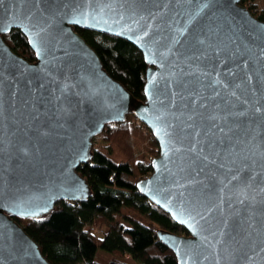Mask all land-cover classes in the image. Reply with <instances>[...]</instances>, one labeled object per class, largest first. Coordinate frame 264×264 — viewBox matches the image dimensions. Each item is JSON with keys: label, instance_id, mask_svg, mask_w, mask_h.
I'll use <instances>...</instances> for the list:
<instances>
[{"label": "water", "instance_id": "water-1", "mask_svg": "<svg viewBox=\"0 0 264 264\" xmlns=\"http://www.w3.org/2000/svg\"><path fill=\"white\" fill-rule=\"evenodd\" d=\"M241 1L3 0L0 264H51L14 218L47 216L61 199L87 200L91 186L78 167L91 162L93 138L132 112L160 147L137 188L189 232L157 231L178 264H264V22ZM75 26L143 52L145 100L107 73ZM14 28L27 37L33 63L5 42ZM192 30L221 54L192 48ZM34 74L39 80L29 83ZM213 111L245 115L214 123L206 119ZM225 124L227 135L216 126Z\"/></svg>", "mask_w": 264, "mask_h": 264}, {"label": "trees", "instance_id": "trees-1", "mask_svg": "<svg viewBox=\"0 0 264 264\" xmlns=\"http://www.w3.org/2000/svg\"><path fill=\"white\" fill-rule=\"evenodd\" d=\"M250 1L255 5L249 10L264 22V8L258 0ZM74 29L98 53L107 73L138 100H145L148 64L143 52L121 37L77 26ZM4 40L19 56L32 63L36 60L21 30L12 29L4 34ZM137 121L132 112L126 121L107 124L93 138L91 162L77 169L91 186L87 200L61 199L47 216L14 218L51 264H178L177 256L157 231L189 232L137 188V183L152 173L151 162L160 153L151 129ZM94 227H107V232L98 236Z\"/></svg>", "mask_w": 264, "mask_h": 264}, {"label": "snow or ice", "instance_id": "snow-or-ice-1", "mask_svg": "<svg viewBox=\"0 0 264 264\" xmlns=\"http://www.w3.org/2000/svg\"><path fill=\"white\" fill-rule=\"evenodd\" d=\"M3 3V0H0V4ZM208 5H204V7H207ZM81 16H84L85 18H87L88 13H80ZM71 23L73 24H81V19H78V18H74L70 21ZM185 31H187L186 29H182L180 31V35H184ZM145 35H147V32H145ZM188 37H189V41L191 42V47L192 48H197V46H206L207 48L209 49H212L213 53L216 55V56H219L221 54V52L223 51L222 49H220L219 47L217 46H214L213 44L211 43H208L206 38L202 37L201 34L197 33L195 30H192L190 32H188ZM177 43H179L180 41L177 40L176 41ZM207 51H204L201 53L200 56H194L192 58L196 59V60H199L201 59L202 57L204 56H207ZM37 55H40V53H37ZM224 63H226V61H224ZM205 75H207V73H204ZM229 75H235V73L229 71L228 73ZM39 75L38 74H34L32 80L29 81V83H32L34 82L35 80H39ZM250 79V77H249ZM215 84H220L224 89H227L229 87V85L227 83H224L223 81L217 79L215 81ZM44 87V84L43 83H40L38 88L34 89L33 92H39V89L43 88ZM236 87H240V85H237ZM231 95L232 96H235L236 93L233 91L231 92ZM215 96H220V92L219 91H214V97ZM213 97V98H214ZM41 97L39 96H36L35 99L36 100H39ZM33 106H35V104H33ZM201 107L202 108H205L207 109L208 108V104H201ZM220 104H215V108H220ZM256 112H260L261 109L259 107H257L255 109ZM242 115H245V113L243 112H233V111H228L226 115L224 116H221V115H218L217 113H215L214 111L209 113L206 117V119L212 121V122H216V121H227L228 117L230 116H242ZM191 119V117H189ZM218 128H219V131L225 135H227V132H230L232 131V128L231 127H228L226 124L224 127H220L219 125H216ZM226 128H227V132H226ZM218 155V153H217ZM205 159H207V157H205ZM45 211H47V208L44 209Z\"/></svg>", "mask_w": 264, "mask_h": 264}, {"label": "rangeland", "instance_id": "rangeland-1", "mask_svg": "<svg viewBox=\"0 0 264 264\" xmlns=\"http://www.w3.org/2000/svg\"><path fill=\"white\" fill-rule=\"evenodd\" d=\"M257 2L260 4V5H259L260 8H264V0H258ZM241 3H242V4H245V3H246V6L250 4V2H248V0H247V1H243V0H242ZM248 8H249V7H248ZM137 124H139V121H137ZM145 134H148V132H147V133L145 132ZM143 155H144V153L141 154V157H143ZM106 229H107V227H103V228H101V230H100L101 233H100V232L97 233L98 236H103V235H104L103 233H104V231H105ZM106 231H107V230H106Z\"/></svg>", "mask_w": 264, "mask_h": 264}, {"label": "built area", "instance_id": "built-area-1", "mask_svg": "<svg viewBox=\"0 0 264 264\" xmlns=\"http://www.w3.org/2000/svg\"><path fill=\"white\" fill-rule=\"evenodd\" d=\"M248 2H250L249 5L246 6V3L243 4V5H244L246 8H247V7H249V8H253L254 5H255L254 2H252V1H250V0H248ZM256 10H257V9H254V11H256ZM139 123H142V122L139 120ZM100 230H101L100 227H96V228L94 227V229H93V231H95L96 233L100 232ZM106 230H107V229H106ZM106 230H105L104 233H103L104 235H105V233L107 232ZM100 233H101V232H100Z\"/></svg>", "mask_w": 264, "mask_h": 264}]
</instances>
